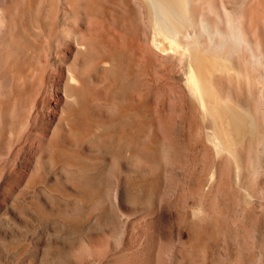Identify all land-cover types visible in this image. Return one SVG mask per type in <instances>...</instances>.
I'll list each match as a JSON object with an SVG mask.
<instances>
[{
  "label": "bare ground",
  "instance_id": "obj_1",
  "mask_svg": "<svg viewBox=\"0 0 264 264\" xmlns=\"http://www.w3.org/2000/svg\"><path fill=\"white\" fill-rule=\"evenodd\" d=\"M147 75L169 97L152 102ZM37 121L0 203V264L117 251L166 202L210 247L223 233L218 261L248 233L262 250L264 0H0L1 157Z\"/></svg>",
  "mask_w": 264,
  "mask_h": 264
},
{
  "label": "rangeland",
  "instance_id": "obj_2",
  "mask_svg": "<svg viewBox=\"0 0 264 264\" xmlns=\"http://www.w3.org/2000/svg\"><path fill=\"white\" fill-rule=\"evenodd\" d=\"M122 38L126 40L125 35H123ZM132 55L133 56L135 55L134 56L135 61L138 59L136 61L137 63L141 62V58H139L140 57L139 54L135 53ZM137 56L138 58L136 59ZM145 84H146L145 89L149 94L153 96L152 102L155 101V104L157 103L155 98L161 95L164 96L165 98L169 97V87L167 85H164L163 83H159V81L154 79L153 76L147 75L145 77ZM176 113H178L177 109H175L169 115H165V117L166 119L171 120L172 117H175ZM38 122L39 121H37L29 129V132L26 135L27 136L26 143H20L16 146V147L22 146L21 150L20 148L17 149L14 147L11 153L8 154L10 158H8L9 157L8 155H7L8 157L4 155H2L1 157L0 155V160L2 159L1 160L2 162L0 161L2 164V165L0 164L1 167L0 173L1 171L6 169L4 172H2L3 174L1 173L2 175H0V199L2 200V201L0 200L1 204L3 203L5 197L6 198L10 197L11 200L12 197L10 195H12L14 189H19L17 185L22 181L21 179L26 173L25 169H27L28 163L31 159V153H30L31 151L28 147L29 140H31L30 138L32 136V133L38 131V129L41 127L40 122L39 123ZM172 136L180 144H183L182 138L179 133H177L176 131H172ZM15 149H16V153H15ZM3 161L5 163L7 161V163L5 164L3 163ZM5 165L7 168H4ZM175 181L176 180L174 179V183H177V181L176 182ZM9 189L11 190L10 192ZM166 203H163L164 205L162 204L161 208L158 210V213L155 216L146 217V218L144 217L141 219L138 218V220H136L137 218L135 219L134 217L132 219L133 220L132 223L129 222L128 224V230H127L128 232L123 236L124 240L120 242V244H122L121 247H119L120 244H118V246L116 247L117 251H114L115 249H108V248H101L99 246H94L89 248L88 254L79 258L77 261H67L66 259V260H61L60 264H221V263L225 264L224 260L220 262L218 261L217 258L218 256L224 257V253L227 250L223 246V240L225 237L223 233L220 234L216 232V235H214L215 233L213 234V237H215L214 240H216V246H214V248L210 247V243L209 241H207L208 240L207 236L204 235L202 231L197 230L196 228L192 229V227H190L191 229H189V227L187 226L186 223H184L183 219L180 217L178 212H176L178 210H176L172 202H170V204L173 205V207H171L169 202ZM12 211L16 213V210L14 208H12ZM26 217L27 215H25L24 218ZM185 225L187 227H185ZM190 230H192V234ZM262 234L264 235V220L262 221ZM217 235L218 237H216ZM251 238H252L251 234L248 233L246 239L250 244H252ZM202 239L203 242L200 241ZM196 242L199 243L198 247L196 246ZM250 244L249 246H247L245 250H241L240 259L238 260L240 263H238V261L235 260L233 261L229 260L228 262H226V264H262V263L264 264V260L263 261L260 260V256H259L262 251L264 253L263 250L264 245L262 250L260 251L256 247H251ZM231 246H229L230 251H234L235 249L234 246L232 244ZM180 248L184 252L183 251L181 252L179 250ZM163 251L165 253H163ZM14 254H13V261L18 262L17 264H21L20 260L22 259L24 260V258L25 261L22 260V264H26V263L29 264L33 261V260L30 261V259L26 257L18 258L20 256ZM16 257L18 259H16ZM14 258L16 261L14 260ZM242 258L243 260H241ZM27 260L30 262H28ZM33 263L34 261L31 264Z\"/></svg>",
  "mask_w": 264,
  "mask_h": 264
}]
</instances>
